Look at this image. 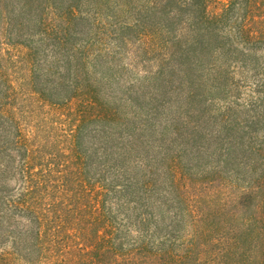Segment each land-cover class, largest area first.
<instances>
[{
  "label": "trees",
  "instance_id": "16d2710c",
  "mask_svg": "<svg viewBox=\"0 0 264 264\" xmlns=\"http://www.w3.org/2000/svg\"><path fill=\"white\" fill-rule=\"evenodd\" d=\"M0 264H264V0H0Z\"/></svg>",
  "mask_w": 264,
  "mask_h": 264
}]
</instances>
